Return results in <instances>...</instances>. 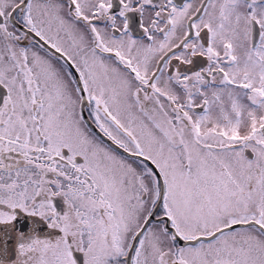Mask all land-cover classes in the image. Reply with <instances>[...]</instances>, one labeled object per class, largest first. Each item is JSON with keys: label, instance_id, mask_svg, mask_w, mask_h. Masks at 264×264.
I'll use <instances>...</instances> for the list:
<instances>
[{"label": "flooded vegetation", "instance_id": "flooded-vegetation-1", "mask_svg": "<svg viewBox=\"0 0 264 264\" xmlns=\"http://www.w3.org/2000/svg\"><path fill=\"white\" fill-rule=\"evenodd\" d=\"M253 2L0 0V223L24 215L56 230L17 231L16 257L23 241L62 238L85 264L82 248L97 230L106 251L118 256L129 247L122 259L137 263L147 233L159 226L171 247L161 264H264V21L253 18ZM239 3L249 23L240 21ZM76 26L91 30L73 38L75 50L90 56L92 75L59 42ZM251 97L257 103H247ZM151 130L168 137L176 149L170 168L182 172V195L169 200L164 172L134 135L148 138ZM93 142L110 166L128 161L146 170L154 198L120 195ZM152 164L164 182L161 201ZM93 175L105 195L78 192L93 190ZM63 186L72 193L61 195ZM173 198L184 207L183 226ZM196 218L219 223L186 230Z\"/></svg>", "mask_w": 264, "mask_h": 264}, {"label": "rangeland", "instance_id": "rangeland-1", "mask_svg": "<svg viewBox=\"0 0 264 264\" xmlns=\"http://www.w3.org/2000/svg\"><path fill=\"white\" fill-rule=\"evenodd\" d=\"M254 2V10L255 13H253V18H260L261 21H264V0L261 3V0H253ZM242 6L244 11L239 12L238 15L240 16V21H247L249 23L251 17L249 14H246L245 11V4H240L238 7ZM38 17L41 19V11L38 10ZM226 15H230V13H226ZM258 16V17H257ZM96 31H99V28H95ZM85 33H91V30L89 28L76 26V30L74 32V35L71 34V37L69 41H59L64 47L65 50H67L69 53H71L77 60L80 61L83 68L85 69L87 75H92L93 73V64L90 59L89 55H85L82 53H79L75 50L74 46L78 43L77 36L73 38L75 35H80L84 37ZM97 33V32H96ZM80 38V37H79ZM117 42V41H115ZM97 59L95 61L99 63L101 66H107L109 67V60L107 58H102L99 55H96ZM264 91V89H263ZM260 97V93L257 94L256 98ZM256 98H249L247 100V103H257ZM259 105V104H258ZM263 108L264 104H261ZM255 111V109H254ZM63 120H61V123ZM165 127H167L166 120L162 121ZM75 127L78 130V134L80 135L82 132H85L84 125L78 120V116L76 118V124ZM137 134V133H136ZM134 134L138 139L141 147L144 148L145 152L151 156L154 160L158 162V165L160 166V169L164 172L166 176V181L169 183V197L170 195H182L177 193L176 191L180 190L182 191V172L181 169L176 168H170V159L171 161L174 159V155L176 154V149L169 145L167 141L169 140L168 137L165 138L164 135H162L158 130H151L150 136L146 138L143 133H138L137 135ZM169 142V141H168ZM175 145H178L180 148L182 142H174ZM91 149L94 150V152L99 156V167L104 168L109 171L110 179L117 180L120 185V195H144L145 193L149 195L150 198H154L155 196V188L153 184V180L150 179V176L146 172V170L140 169L138 170L131 162L123 161L122 167L124 168H114L113 166H110L107 162L106 158L107 155H105L104 151L98 147L94 142L91 145ZM87 155H90V151L86 149L85 152ZM182 159H179V165L182 166ZM113 165H119L114 164ZM93 173H96L92 169ZM93 179L98 181V184H94L93 190L85 191V188H82L79 186L78 192H81L80 194L87 195V192H92V195H100L106 193V190L104 188V184L101 183V180L98 175H93ZM192 188L196 190L197 185V177L195 176L192 183ZM175 188V189H174ZM133 189V193H129L130 190ZM77 192V193H78ZM67 193H72L69 188L66 186H63L61 195H65ZM74 193V192H73ZM14 195L13 197L16 198ZM28 196V202H31L34 199V195H27ZM181 197H177V200H179ZM142 200L140 208L142 212V219L145 218V208L146 203ZM174 201V209L173 213L178 217V220L180 224L183 226L184 223V217H185V211L183 205L180 203ZM15 205H19L18 202L15 203ZM38 213L41 215V207L39 210H37ZM99 211V210H97ZM147 211V210H146ZM48 212V210H47ZM100 212V211H99ZM218 221H210L207 219H194L191 222V225L184 224V228L189 231H199V230H207L211 229L215 226V224H218ZM151 229L146 236L145 240L146 242L142 243L141 252L142 256L141 259H137V263L134 264H161L160 263V256L162 252L166 251V248H169L171 251V247L168 243L166 235L159 229V226H154ZM97 229V227H96ZM101 232L97 230H93V233H91V241L88 242V245L84 248V254L87 257V262L85 264H125L122 257L123 255H126L130 248L129 247H122L121 251L119 252V255L112 254L111 251H106L105 248H107L106 245L102 244L100 242V239L98 238L101 236ZM130 232L128 233V235ZM64 238V237H63ZM29 239L28 241H23L22 244L17 246V257L16 260L9 264H77L76 261L72 257V248L68 245H66V242L62 240V238H57L56 243L41 240V238H37L35 240ZM143 242V239H142ZM116 258L115 260L113 259ZM132 263V264H133ZM1 264H8V263H1Z\"/></svg>", "mask_w": 264, "mask_h": 264}, {"label": "water", "instance_id": "water-1", "mask_svg": "<svg viewBox=\"0 0 264 264\" xmlns=\"http://www.w3.org/2000/svg\"><path fill=\"white\" fill-rule=\"evenodd\" d=\"M154 170L158 174L161 185H162V195L161 199L163 198L164 193V182L161 177V174L159 170L153 166ZM152 219L150 218L147 221V225ZM41 221V220H40ZM44 222L42 221L41 224L37 223L35 219H33L31 216H24L19 215L15 221L12 223H0V261L4 262H12L16 258V245H17V231L25 232V234H28L29 232L27 228H31V226L34 227L35 230H37L38 235L42 236H51L53 235L52 231H56L54 229L46 228L42 225ZM45 225V223H44ZM146 228V227H145ZM144 228V229H145ZM138 239V237H137ZM136 239V240H137ZM136 241L134 242V244ZM133 251V248L131 249L130 253ZM75 256V254H74ZM80 258V257H79ZM78 263H82L81 260H79ZM127 264H130V260L128 259Z\"/></svg>", "mask_w": 264, "mask_h": 264}]
</instances>
